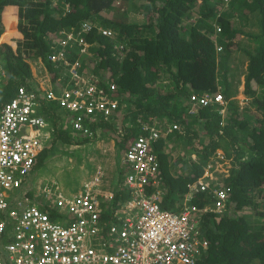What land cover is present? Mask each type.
Here are the masks:
<instances>
[{
    "label": "trees",
    "instance_id": "trees-1",
    "mask_svg": "<svg viewBox=\"0 0 264 264\" xmlns=\"http://www.w3.org/2000/svg\"><path fill=\"white\" fill-rule=\"evenodd\" d=\"M6 6L18 7L26 16L18 21L16 50L0 47L7 72L6 80L0 79V108L17 87L29 86L26 59H40L38 67L45 68L52 85L57 83V65L47 60L49 35L77 32L83 22L111 30L112 38L90 33L88 54L78 58L83 72L97 73L98 84L112 82L116 88L118 113L108 120L100 117L91 126L92 139L110 127L124 150L130 137L140 134L139 120L161 122L162 129L175 124L177 129L154 147L165 194L162 207L186 193L216 150L232 157L234 169L227 180L231 192L223 213L204 214L199 222L208 248L197 264H264V0H0V15ZM15 26L6 21L4 38L12 36ZM217 28L220 52L211 37ZM238 52L245 56L243 69L233 63ZM240 77L250 99V106L242 109L235 99ZM219 91L227 101L223 125L218 105L195 109V119L190 118L189 94ZM59 111L54 102H43L38 109L52 123L61 117ZM133 123L136 128L128 132L125 127ZM123 130L125 136L117 138L116 131ZM187 137L186 148H158L159 143ZM204 199L206 194L195 193L191 202L202 206ZM112 210L107 207L101 215L103 224L111 223Z\"/></svg>",
    "mask_w": 264,
    "mask_h": 264
},
{
    "label": "built area",
    "instance_id": "built-area-1",
    "mask_svg": "<svg viewBox=\"0 0 264 264\" xmlns=\"http://www.w3.org/2000/svg\"><path fill=\"white\" fill-rule=\"evenodd\" d=\"M96 28L95 23L83 22L77 32L61 31L56 38L49 35L47 60L57 65V83L49 81L48 88L21 85L0 108V264H197L208 248L199 228L201 216H220L231 192L215 175L222 173L227 179L230 172L227 167H206L188 185L181 207L164 210L154 147L176 125L162 129L160 122L138 121L141 132L122 157L125 174L118 194L104 190L101 170L75 195L65 197L47 188L41 192L43 199L35 202L28 194L43 147L40 131L47 125L38 112L43 102H54L64 111L73 133L89 138L93 136L91 126L100 117L108 120L118 113L114 83L98 84L97 75L83 72L78 59L88 54L86 37ZM98 31L105 38L112 36L110 30ZM220 32L217 28L212 36L217 52L222 50L216 42ZM3 77L6 73L0 59ZM189 100V113L212 105L222 106L220 113L224 112L220 91L191 94ZM194 193L207 194L202 206L192 204ZM115 195L127 203L118 204L122 208L114 212L115 221L103 224L101 215L109 207L105 203L114 201Z\"/></svg>",
    "mask_w": 264,
    "mask_h": 264
},
{
    "label": "rangeland",
    "instance_id": "rangeland-1",
    "mask_svg": "<svg viewBox=\"0 0 264 264\" xmlns=\"http://www.w3.org/2000/svg\"><path fill=\"white\" fill-rule=\"evenodd\" d=\"M243 30L249 32L251 29L244 28ZM238 38L241 40L244 39L242 36ZM236 56L237 59H233V63L237 65L239 63V65L242 66V69L245 68V56H242V54L239 52L236 54ZM26 62H28L31 71L32 79H29L31 84L45 85L49 83L50 80L44 67H38L36 64L37 61L33 62L26 59ZM95 74L97 75V73ZM242 88L243 77H240V83L237 87V100L240 107L247 106L244 103L246 98L243 94H240L242 92ZM253 112L255 115L257 114L258 118H260V113H257L255 110H253ZM60 113L61 111L58 112V115ZM129 116L132 117L131 115ZM112 126L113 128L117 129V124ZM125 129H128V127H125ZM195 129H199V127ZM116 132L119 134L121 133L119 131ZM104 135H107V138L103 139ZM112 136V130L110 127H108L104 129L102 134L98 135V137H95L91 141H84L81 136L73 138L72 129L66 128L65 131L60 134V136L54 137L52 144L49 143L47 145L48 150L43 151L37 158V164L35 165L34 171L32 172L30 181L28 183L30 186L29 196L32 199L34 198L35 202L43 199L44 194L41 192L44 193V189L47 188L43 185V181H39L42 179L49 183L48 188H50L53 192L61 193L65 196L77 194L80 191L83 182L89 181L93 176L95 170L94 162L97 163V160L100 161L102 158L100 146H103V143L109 144L108 141L110 139L108 138ZM117 136V138L120 137V135ZM85 137L89 138L87 136ZM117 140L118 139H116V141ZM189 143V138L187 137L186 139L180 141H168V143L163 142V144L159 143L158 148L162 147V150L166 152L170 148H186L188 147ZM50 147L51 149H49ZM124 153L125 151L123 150L122 145L119 143L116 144L114 150L108 154V157L110 156V161H113L115 164V173L113 174V179L117 182V184L121 183L124 179L123 177L125 170L122 167V157ZM102 160L103 159H101V161ZM226 162H229V168H227V170L234 169L232 157L227 158ZM225 165L226 163L223 164V166ZM113 186H116V184Z\"/></svg>",
    "mask_w": 264,
    "mask_h": 264
},
{
    "label": "crops",
    "instance_id": "crops-1",
    "mask_svg": "<svg viewBox=\"0 0 264 264\" xmlns=\"http://www.w3.org/2000/svg\"><path fill=\"white\" fill-rule=\"evenodd\" d=\"M6 11H7V15L4 18V14H5ZM25 16H26L25 11L21 10L18 7L6 6L2 10L1 15H0V20L3 23V29H4V31H3L2 35L0 36V47L3 46L6 49H9L11 51H15V49H16V41L20 37V35L18 33V29H17L18 21L21 20V19H24ZM9 19L10 20H13V22L16 25L15 26V32L12 34V36L5 37L4 38V35H5V32H6V21H8ZM0 79L6 80V78H0ZM29 79H32L31 76H30ZM2 82L5 83L6 81H2ZM39 86L40 87H43V88H48L49 87V83L48 84H45V85L40 84ZM33 87L35 88V86H33ZM187 104L191 105L189 102ZM61 112H62L61 117L60 118L53 119V123L51 121L49 122V119H48V117H46V115H44V114L42 115L44 117L45 122H46L47 125H46V127L42 131H40L39 139L42 142L43 147H42V150L39 153V156L45 150V148L47 147V145L49 143L52 144V141H53V139H54L55 136H58V135L60 136L59 129H60V131H61V129H64L65 130L66 128H70L71 129V124L69 123L68 120L65 119V113L63 111H61ZM188 114H189L190 118L195 119V117H196V114L195 113H188ZM53 124L55 125V128L57 127L55 130H54V125ZM132 125L129 126V128L127 129L128 132L130 131L131 127L132 128H136V125L134 123ZM75 135L77 137H79V136L83 137L80 134H74L73 133V138H77ZM117 135H122V132L120 134L117 133ZM134 137H130L129 142ZM104 138H107V136H104L103 139ZM108 139H110L108 141L109 144L103 143L104 145L103 146H100L101 156H102L101 159H103V160L101 161V159H100V161L97 160V163L94 162L95 170H94L93 176L90 178V180H92L94 178L95 173L97 172V170L98 171L101 170L102 172H104V175H105L104 179L102 180L104 190L113 191L114 194H118L119 187H120L121 183H118L117 184V182L113 179V174L115 173V164L113 163V161H110V156L108 157V154L114 150V148L116 147V144H118V143H117V141H115L116 139H114L112 137H110ZM129 142L127 143V146L129 144ZM127 146H125V148ZM125 148H124V151H125ZM211 159H212V157L211 158H208L207 159V163H209V161H211ZM214 168L215 167L212 165V169H214ZM221 176L222 175H217L218 178H220ZM39 181H43V185L46 186V188H48L49 183H47L44 179L39 180ZM86 182H88V181H86ZM86 182H83V184L86 183ZM114 184H116V186H113ZM187 195H188V192L185 193L183 196H181V198H180V196L179 197H174V200H171L170 203L165 201L166 203L163 206L164 208L162 206L161 207L164 210H171V211L178 210L181 207V205H182L184 199L187 197ZM65 197H68V196H65ZM164 198H165V196L162 198L161 205L164 203ZM121 202L124 205H126V203H127L126 202V199L121 197V198L118 199L117 202L114 199V201H112L110 204L105 203V206L109 205V207H112V209H113L112 211L115 212V213L117 212V214H118V212H120V209L122 208L121 206L118 205ZM105 212H107V210L104 211V213ZM115 218H116V216L113 215L111 222L115 221Z\"/></svg>",
    "mask_w": 264,
    "mask_h": 264
},
{
    "label": "clouds",
    "instance_id": "clouds-1",
    "mask_svg": "<svg viewBox=\"0 0 264 264\" xmlns=\"http://www.w3.org/2000/svg\"><path fill=\"white\" fill-rule=\"evenodd\" d=\"M236 16V15H235ZM0 22H1V20H0ZM1 24H2V22H1ZM96 24V23H95ZM97 25V24H96ZM2 27H3V25H2ZM100 28L97 26V28L94 30V31H96V32H99L98 30H99ZM101 29H105V28H101ZM108 30V29H107ZM2 31H4V29L2 30ZM93 31V32H94ZM111 31V30H110ZM92 32V33H93ZM112 32V31H111ZM2 32H0V34H1ZM2 35V34H1ZM213 36V35H212ZM211 36V37H212ZM113 37V34H112V36L110 37V38H112ZM213 41V40H212ZM217 43H218V40L216 41ZM214 43V42H213ZM215 44V43H214ZM218 45H219V43H218ZM216 46V45H215ZM221 46V45H220ZM222 47V46H221ZM16 50V49H15ZM222 50H223V47H222ZM221 50V51H222ZM216 52H217V50H216ZM220 52V51H219ZM36 64H40V59L39 60H37V63ZM4 69V68H3ZM4 71H5V73H6V77H7V72H6V70L4 69ZM48 75V74H47ZM6 77H3V78H6ZM49 77V76H48ZM49 80L51 81V79H50V77H49ZM26 83H28L29 84V86H32L33 87V85L29 82V80L27 81L26 80ZM51 84H52V82H50ZM54 84V83H53ZM39 88V85H35V88ZM34 88V87H33ZM243 90H244V88H242V92L240 93V94H243L244 95V97L246 98V100H244V103L247 105V106H243V107H240V109H242V108H248L250 105H249V102H250V99L249 98H247L246 97V95L243 93ZM191 94H195V93H191ZM191 94H189V96L191 95ZM196 95H200V94H196ZM203 95V94H202ZM244 98V99H245ZM235 99L237 100L238 99V95L235 97ZM224 101H225V98H224ZM238 101V100H237ZM247 101V102H246ZM187 102H189L190 103V100H189V97L187 98ZM191 104V103H190ZM226 105H227V101H225V106H224V112H223V114L222 113H220V110H221V107L218 105V107H219V111H218V115L220 116V118H221V122H220V125H223V119H224V117H225V114H226ZM190 106H192V104L190 105ZM195 109H199V108H195ZM190 110V109H189ZM189 113V112H188ZM195 113V112H194ZM196 114V113H195ZM158 122V121H157ZM172 125H175V124H172ZM160 126L162 127L163 125H162V123L160 122ZM169 126H171V125H169ZM168 126V127H169ZM129 128V127H128ZM175 131V130H174ZM173 133V132H172ZM171 133V134H172ZM170 134V135H171ZM170 135H168V136H170ZM167 136V137H168ZM166 137V138H167ZM93 137H91V139H92ZM120 138H123V137H120ZM166 138H164V139H166ZM164 139H162V140H164ZM162 140H160V141H162ZM212 157V159H211V161H209V163H207V165L206 166H204L203 167V173H204V169L206 168V167H211V170H212V165L216 168H218V169H224V168H229V162H226L227 161V157H225L224 156V154H223V152L221 151V150H216V152L214 153V154H212L211 156H209L208 158H211ZM221 157H224V160H221ZM38 158V157H37ZM36 162H37V159H36ZM226 163V165L225 166H223V164H225ZM35 168V167H34ZM231 170H229V172H230ZM203 175V174H202ZM217 175H222L220 178H218L217 177ZM230 176V175H229ZM215 177H216V179L218 180V181H223L227 186H229L228 185V182H227V180H228V178L227 179H224L223 178V174L222 173H218V174H216L215 175ZM189 184H191V183H189ZM188 184V185H189ZM188 185H187V191H186V193L188 192ZM162 186V185H161ZM163 189V188H162ZM195 194V193H194ZM193 194V195H194ZM204 194H206V193H204ZM207 195V194H206ZM169 211H171V210H169ZM206 252V251H205ZM204 252V253H205ZM203 253V254H204ZM202 254V255H203ZM201 255V256H202ZM200 256V257H201ZM199 257V258H200ZM198 261H199V259H198ZM197 261V262H198Z\"/></svg>",
    "mask_w": 264,
    "mask_h": 264
}]
</instances>
